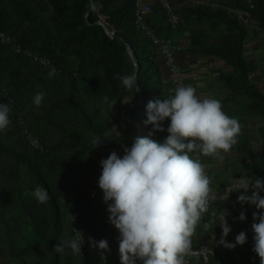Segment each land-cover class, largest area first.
I'll return each mask as SVG.
<instances>
[{
    "label": "trees",
    "instance_id": "1",
    "mask_svg": "<svg viewBox=\"0 0 264 264\" xmlns=\"http://www.w3.org/2000/svg\"><path fill=\"white\" fill-rule=\"evenodd\" d=\"M93 1L95 9L87 15L91 10V0H47V3L0 0V32L12 37L14 43L23 48L52 57L63 71L60 77L49 78L47 70L30 64L0 42V88L7 90L14 99L9 113L11 123L6 131L0 132V155L18 167L17 171L4 173L13 178L23 171L32 178L36 187H44L50 196L47 203L39 204L26 188L9 189L0 194V226L4 229L0 240V260L10 255L21 264H81L79 255L54 251L55 245L63 241L66 208L68 214L76 218L75 225L83 229L88 243V237L98 241L105 231L119 233L108 221L107 204L98 186L102 172L100 161L113 150L122 156L124 148L132 145L139 131L140 137L152 131L151 125L144 124L149 100L160 95L161 99L174 95L173 90L171 94L164 92L167 84L160 65L155 61L156 55L134 26L133 0ZM196 1L199 4L191 11L198 10L197 15L203 14L202 2L207 0ZM222 1L236 11L234 20L227 22L226 28L230 32L239 31L240 15H244L251 26L264 29V0ZM100 15L107 28L118 32V37L110 38L106 29L98 25ZM128 45L138 63L137 84L144 103L121 115L125 107L139 103L138 93L134 89L126 90L115 78L117 73L135 72ZM225 48L234 51L231 43H225ZM38 91L46 94L39 107L32 102ZM105 95L117 103L112 107L104 102ZM0 103L8 102L0 97ZM259 104L264 117L262 96ZM18 116L42 143L43 151L28 145ZM114 125L119 134L113 139L102 140L99 146L94 147L92 139H103L105 131ZM167 135L168 132L155 131L151 138L163 142ZM249 151L250 162L246 170L253 182L264 178V150L263 158ZM57 182L62 184L57 185ZM260 195L264 196V191ZM13 197L16 198L15 204L10 202ZM62 200L66 203L62 204ZM253 211L258 210L252 208L246 217L253 220ZM95 220L101 224L102 230L90 225ZM202 221L195 228L194 244L202 232ZM27 230L41 244V260L32 259V251L21 248L27 238ZM253 235H248L247 242H253ZM252 247L253 243L247 244L243 255L245 252L254 254ZM93 253L89 260L98 264L100 260L94 258ZM200 262L199 258L193 259L194 264Z\"/></svg>",
    "mask_w": 264,
    "mask_h": 264
},
{
    "label": "clouds",
    "instance_id": "2",
    "mask_svg": "<svg viewBox=\"0 0 264 264\" xmlns=\"http://www.w3.org/2000/svg\"><path fill=\"white\" fill-rule=\"evenodd\" d=\"M55 74L56 69L50 68L49 78ZM115 78L126 90L139 91L135 74L117 73ZM45 95L43 91L36 92L33 104L39 107ZM103 100L112 107L117 103L107 95ZM10 111L9 103H0V132L6 131L11 123ZM146 117L144 124L152 126L147 136L136 137L130 147L124 148L122 156L113 150L106 159H101L98 186L107 204L108 221L119 231L121 264H185V256L193 254V232L208 212L210 200L217 198L210 197V178L198 157L230 151L237 143L241 125L236 117L225 114L219 100L199 97L192 85H178L174 95L149 100ZM166 118L170 121L168 135L163 142H158L151 137L155 131L165 130L162 122ZM118 134L114 125L105 131L103 139L94 137L91 143L97 147L102 140L113 139ZM193 152L197 157L189 155ZM250 187L251 195L248 194ZM240 189L243 192L237 202L242 206L254 205L258 210L252 213V251L260 258V264H264V211H259L264 210V196L260 195L264 191V178L251 183L244 181L239 188L228 186L219 199L227 200L233 190ZM31 195L39 204L50 199L42 186L35 187ZM228 214L227 209L217 211L213 224L219 222L222 229L217 243L234 249L247 242V235L241 231L234 242L225 239L231 231ZM238 219H246L244 211ZM84 240V234L77 231L71 239L56 244L54 251L64 253L67 248L81 255ZM88 241L90 247L101 250V261H106L105 253L111 251L108 241H96L92 237Z\"/></svg>",
    "mask_w": 264,
    "mask_h": 264
},
{
    "label": "crops",
    "instance_id": "3",
    "mask_svg": "<svg viewBox=\"0 0 264 264\" xmlns=\"http://www.w3.org/2000/svg\"><path fill=\"white\" fill-rule=\"evenodd\" d=\"M148 2L153 8L152 19L159 37L171 39L181 48L176 58L187 85H192L201 98L219 100L225 114L236 117L241 125L237 143L230 151L205 157L207 174L215 183L214 192L223 193V188L234 181H238L239 188L242 182L251 180L246 170L250 162L249 150L255 155L260 148H264V117L261 116L259 104L260 97L264 98V33L258 31V26L244 25V15H240L239 31L227 30V22L234 20L236 11L222 0L202 2L203 14L198 15L200 11H191L197 3L170 0L182 20L180 29L171 31L158 0ZM206 13L208 15L204 16ZM225 43H231L234 51L232 48L223 49ZM155 57L167 84L164 92L171 94L165 60L161 55ZM157 98H161V95L153 100ZM169 122L168 118L163 122V134L167 133ZM228 207L229 203L226 202L215 205L213 209H219V212ZM218 229L221 237L220 224L213 225V232Z\"/></svg>",
    "mask_w": 264,
    "mask_h": 264
},
{
    "label": "built area",
    "instance_id": "4",
    "mask_svg": "<svg viewBox=\"0 0 264 264\" xmlns=\"http://www.w3.org/2000/svg\"><path fill=\"white\" fill-rule=\"evenodd\" d=\"M42 3H47V0H38ZM194 3L199 4L196 0H190ZM158 3L161 9L164 11L169 28L171 31H177L180 29L182 25V20L179 14L174 10L172 3L170 0H158ZM48 9L50 10L51 7L48 5ZM153 8L149 4L148 0H133V17H134V26L136 30L142 35L145 40L146 45L155 53V55H161L164 60L165 64L168 69L169 74V82L170 86L174 92V89L178 85H187V81L185 79L183 70L179 65L176 54L180 52V47L175 44L171 39H163L160 38L157 32V26L152 19ZM100 20L104 19L100 15ZM245 24H248L247 20H244ZM107 34L110 38L118 37V32L116 30H110L109 28L105 27ZM259 32L264 33V29L258 28ZM0 42L6 45L10 52L14 53L15 55H19L24 57L30 64L43 68L49 72L50 68L56 69L55 77H60L63 73L62 69L55 63L54 59L47 55H42L34 50L23 48L22 46L15 44L12 37L5 34L4 32H0ZM0 97L5 102L10 104L12 108L14 105V99L10 96L9 92L5 89L0 88ZM18 122L20 123L23 135H25L26 140L28 141V145L35 150L43 151L44 147L42 143L37 139L29 129V126L24 122L22 117H17ZM197 153H191L192 157H197ZM201 163L205 167V173L207 174L206 169V161L205 156L198 157ZM209 177V176H208ZM210 178V177H209ZM215 183L212 178H210V197L217 196L214 201L210 200L208 212L202 216V232L198 236L197 244L193 243V239L197 236L196 231L194 230L191 242L192 248L191 251L193 254H189L185 256V264H194L193 259L199 258L201 264H212V255L213 251L211 250V237L210 234L212 232L213 226L210 219V212L212 211L215 205H220L229 201H233V205L235 206V210L240 209L237 205V199L234 200V196L237 195L238 191L233 190L229 195L228 199L221 201L219 199V195L222 193L214 192ZM228 186H232L234 188H238V181H234L231 184L226 185L223 188V193ZM239 216H236L238 219ZM234 218V222L236 220ZM76 218L70 214L67 216L66 227L69 228L71 232V237H73L77 231H80L84 234V243L81 246V255H79V261L81 264H93L91 260H89V256L93 251V248L89 246V243L86 240L85 233L80 226H76ZM248 231H251V228H248ZM247 235V234H246ZM248 237V236H247Z\"/></svg>",
    "mask_w": 264,
    "mask_h": 264
},
{
    "label": "rangeland",
    "instance_id": "5",
    "mask_svg": "<svg viewBox=\"0 0 264 264\" xmlns=\"http://www.w3.org/2000/svg\"><path fill=\"white\" fill-rule=\"evenodd\" d=\"M244 20L248 19L246 17H244ZM249 24V21H248ZM36 68V67H35ZM36 70V69H34ZM122 115V113H121ZM138 136V134H137ZM263 150L264 148H260V151H257V154H255L256 156L259 154V158H263ZM18 167L16 166V164L12 161H10L9 159H7L6 157H3L0 155V194H3L4 192H6L9 189H13V190H21L23 188H26L28 190V192L31 194L32 191L35 189L36 185L34 184V182L32 181V178L29 177L27 174H25V172L22 171V174L20 176H16L13 178H8L5 173L6 172H11V171H17ZM5 172V173H4ZM248 183L252 182V179L247 181ZM62 183L57 182V185H61ZM242 186V185H241ZM243 192V189H240V191H238L237 195L234 196V200L237 199V197ZM249 195H251V187L249 189L248 192ZM236 201V200H235ZM10 202L12 204L16 203V198L13 197L10 199ZM66 200L63 201L62 200V204H65ZM229 207L227 208L228 210V217H227V221L229 223V225L231 226V231H230V236L226 238V240L228 242H234L235 241V236L237 234H239L241 231H244L247 236L249 234H254L251 231H248V228H251V224L253 223V220L251 218H247L244 221H240L239 219H236V216H239L241 211H244L245 214L248 211H251L252 208H254L255 206L252 205H248V204H244L243 206L241 204H239L237 202V205L240 207V209L235 210V206L233 205V201H229ZM213 211H211L210 213V219L212 222V226L214 225H218L219 222H215L213 224V221L215 220V215L214 213H216L219 209H212ZM69 210L66 208V214H65V221H64V234L62 236L63 240H68L71 239V232L69 230V228L66 227V222H67V216L69 215ZM234 218L236 219L234 222ZM105 221H107V218H104ZM90 225L94 226L95 229L97 230H102V226L101 224L95 220L92 223H90ZM217 228V227H216ZM97 232V231H95ZM222 232V231H221ZM220 231L215 230V232H211L210 237H211V250L213 251V255H212V264H251V262L255 263V264H260V258L257 256H255L256 253L251 254V253H246L245 255H243V248L247 246V244L249 243H253V242H246L245 245L241 246V245H237L234 249H228L225 248L223 245L218 244L217 242L220 240L219 236H220ZM4 235V229L2 226H0V240L2 239ZM26 240L23 241V244L21 246L22 250H27V251H32V259L34 260H41L43 255L40 253L42 250L41 244L40 242H38V240L36 238H34L30 231L27 230L26 231ZM86 237V235H85ZM119 233L113 230H109V231H105L103 233V237L101 239H105L108 241L109 244V248H110V252L105 253L107 259L106 261L102 262L100 259V254H101V250H98L96 248H93V257L99 259L100 261L98 262V264H121L120 262V255H119ZM100 239V240H101ZM87 240V237H86ZM99 241V240H98ZM36 252H35V251ZM65 252H67V254H71V250L70 249H65ZM0 264H21L20 261L18 259H14L11 258L10 255L5 256L4 259L0 260Z\"/></svg>",
    "mask_w": 264,
    "mask_h": 264
},
{
    "label": "water",
    "instance_id": "6",
    "mask_svg": "<svg viewBox=\"0 0 264 264\" xmlns=\"http://www.w3.org/2000/svg\"><path fill=\"white\" fill-rule=\"evenodd\" d=\"M94 9H95V4H94V1L91 0V10H90V12H89L87 15H89ZM98 25H100V26H102V27H104V28L106 27V25H105V23H104L103 20H100V21L98 22ZM127 47H128V53H129L130 56L132 57V61H133V64H134V66H135V72H134V74H135L136 79H137V77H138V63H137V60L134 58V55H133L132 50H131V46L128 45ZM137 93H138V96H139V103H138V104H134V105H128L127 107H125V108L122 110V115H124V114L126 113V111H127L129 108H133V107H135V106H140V105L143 104V102H144V97H143V95H142L140 89H139V91H137ZM127 121H128V122H131V120H129V119H127ZM140 133H141V132L139 131L137 137H140Z\"/></svg>",
    "mask_w": 264,
    "mask_h": 264
}]
</instances>
